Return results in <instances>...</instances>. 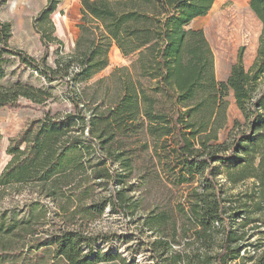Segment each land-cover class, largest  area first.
<instances>
[{
    "label": "trees",
    "instance_id": "1",
    "mask_svg": "<svg viewBox=\"0 0 264 264\" xmlns=\"http://www.w3.org/2000/svg\"><path fill=\"white\" fill-rule=\"evenodd\" d=\"M62 1L46 0L33 20L44 46L38 60L9 47L10 25L0 21V80L4 74L2 65L14 57L47 83L66 82L69 102L76 110L62 118H52L43 111L42 119L31 121L10 140L6 153L12 158L0 173V198L13 185L61 181L63 186L71 187L77 160L91 146H81L78 136L74 135L84 127L93 145L106 152L104 161L99 163L103 167L95 172L94 180L119 182L120 173L115 169L110 171L104 166L105 161L120 163L124 170L130 168V162L123 158L122 152L111 150V141L117 131L131 133L135 128H142L152 140L150 145L146 141L143 148L152 149V156L157 158L158 150H162L166 165L175 172L177 184H199V188L188 192L187 209L182 214L198 228L193 235L200 241V247L211 249L205 250L203 264H238L243 260V234L239 229L245 222H238L231 200L221 196L216 177L220 175V167L226 168V176L232 183L253 177L242 172L252 164L239 168L245 162L233 156L242 153L246 144L251 145L254 153L261 147L258 167L262 176L257 182L258 200L264 201V0H248L249 10L261 25L255 58L245 70L239 57L225 82L215 79L213 55L203 31L186 29L190 22L205 17L216 0H79V34L68 54L61 52L62 42L53 36L55 28L50 19ZM51 45H55L52 50ZM112 46L123 57H135V60L97 81L96 85L108 82L115 99L93 108L92 103H87L89 114L85 115L84 106L78 109L85 93L77 85L107 66ZM51 56L54 59L50 64ZM229 92L243 116L244 129L230 143H218L219 133L227 124L225 98ZM50 97L43 89L0 87V109L25 108L18 102L23 98L42 106L43 110ZM99 108L102 112L97 113ZM122 126L125 128L121 129ZM236 169L241 171L238 176L233 173ZM120 199L121 190H113L108 202L111 201L112 211L116 213L121 211ZM155 222H162L161 218ZM25 223L0 215V264L18 263L21 255L14 248V239L21 235L20 224ZM85 241V236L73 231L51 240V244L56 246L55 256L63 264H99L113 260L106 254H96L89 260V255L82 250ZM157 243L166 245L165 241ZM40 247V244L33 246L32 250ZM256 247L250 258L252 264H264V238ZM168 252L170 249L163 248L157 254L156 264L159 260L167 263L168 259L173 264H192V257L199 258L194 254L184 260L176 253L165 257Z\"/></svg>",
    "mask_w": 264,
    "mask_h": 264
},
{
    "label": "rangeland",
    "instance_id": "2",
    "mask_svg": "<svg viewBox=\"0 0 264 264\" xmlns=\"http://www.w3.org/2000/svg\"><path fill=\"white\" fill-rule=\"evenodd\" d=\"M45 3L46 0H0V21L10 25L9 47L37 60L43 55L44 46L40 33L33 26V20ZM80 7L79 0H63L50 16L55 28L53 36L62 42L60 50L63 54L73 50L78 37ZM186 29L203 31L213 55L215 79L225 82L239 57L245 70L252 64L261 25L249 10L248 0H216L205 17L190 22ZM53 48L55 45H51L50 50ZM53 59L49 57L48 62L51 64ZM134 60L135 57H123L112 46L107 66L88 81L77 85L85 93L78 109L84 106L82 111L88 115L87 103H92L93 108L97 104L113 102L115 97L110 84L96 83L106 79L115 68L128 67ZM2 66L4 74L0 87H33L45 90L51 97L43 105V110L42 106L23 98L18 102L25 108L0 109V164L8 157L9 161L12 158L6 153L10 140L17 137L31 121L42 119L43 111L52 118L76 113L74 105L69 102V86L66 82L47 83L14 57H9ZM225 99L228 103L227 124L219 133L218 143H230L235 134L244 129V119L235 105L233 94L229 92ZM100 112L102 108L97 111ZM86 132L87 127H84L74 134L78 136L81 146H91L83 150L77 160V169L71 176L74 178L71 187L63 186L61 181L55 184L52 181L13 185L0 198V215L9 216L17 222H26L20 224L21 235L14 239V248L21 255L17 264H63L55 256L56 246L51 244V240L73 231L85 236L82 250L83 254L89 255V260H93L96 254L113 258L111 262L99 264H156L157 254L163 248L170 249L165 257L176 253L185 260L197 254L199 258L192 257V264H203L205 252L211 249L200 247V241L197 242L193 235L198 228L182 214V210L187 209L188 192L192 188H199V184H177L175 172L166 165L162 150H158L157 158L152 156V149L143 148L146 141L150 145L152 140L143 133L142 128H135L131 133L117 131L111 141V150L122 152L123 158H128L130 162V168L124 170L120 163L105 161V167L120 173L119 182L112 179L94 180L95 172L103 167L99 163L104 161L106 152L93 145L94 141ZM109 134L111 132L102 140ZM255 143L257 145L258 141ZM245 149L248 153H244ZM260 149L254 153L251 145L246 144L242 153L233 156L245 162L239 168L252 164V167L242 172L253 177L232 183L226 176L225 167H220V175L216 177L221 196L231 200L233 212L238 213V222H245L244 227L239 229L243 234V260L238 264H252L250 258L257 249L256 243L264 238V223H261L264 221V201L258 200L260 189L257 182V178L262 176L258 167ZM239 170H234V176L240 174ZM113 190H121V211L117 213L112 211L111 201L108 202ZM153 218L155 221L161 218L162 222L150 221ZM24 232L25 237L22 238ZM164 241L166 245L157 243ZM39 244L42 247L33 251L32 247ZM121 259H125V262L122 263ZM168 260L164 264H173L172 259ZM158 264H162L160 260Z\"/></svg>",
    "mask_w": 264,
    "mask_h": 264
},
{
    "label": "crops",
    "instance_id": "3",
    "mask_svg": "<svg viewBox=\"0 0 264 264\" xmlns=\"http://www.w3.org/2000/svg\"><path fill=\"white\" fill-rule=\"evenodd\" d=\"M9 157L7 158V160L5 162H1L0 164V173L2 172V170L4 169V167L6 166L7 162H9Z\"/></svg>",
    "mask_w": 264,
    "mask_h": 264
}]
</instances>
